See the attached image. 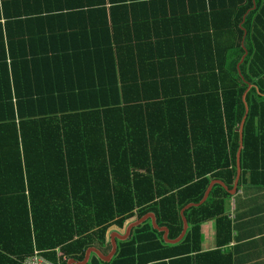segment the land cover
Listing matches in <instances>:
<instances>
[{
    "label": "trees",
    "instance_id": "trees-1",
    "mask_svg": "<svg viewBox=\"0 0 264 264\" xmlns=\"http://www.w3.org/2000/svg\"><path fill=\"white\" fill-rule=\"evenodd\" d=\"M220 1L216 17L226 27L215 28L219 59L187 70L195 74L189 78L160 75L158 65L170 62L139 61L135 49L121 60L123 48L114 52L110 44L85 63L90 78L71 57L27 60L39 54L9 67L3 51L0 264H24L35 248L53 262L57 249L81 261L91 247L110 249L111 227L149 213L177 239L182 210L199 204L216 180L228 190L217 184L205 203L185 211L189 228L180 243H165L149 219L119 242L110 263L96 256L92 263L183 264L200 252L210 220L219 243L230 241L226 208L246 105L239 186L264 187V0ZM143 66L152 74L128 75Z\"/></svg>",
    "mask_w": 264,
    "mask_h": 264
},
{
    "label": "crops",
    "instance_id": "crops-1",
    "mask_svg": "<svg viewBox=\"0 0 264 264\" xmlns=\"http://www.w3.org/2000/svg\"><path fill=\"white\" fill-rule=\"evenodd\" d=\"M222 2L0 0L4 35V50L0 52V60L4 61L3 51L9 67L12 61H24L28 56L35 57L39 54L42 57L39 55L40 58L27 60L68 61L66 59L71 57L80 68L79 72L77 66L75 73L79 72L81 76L90 78L85 63L98 61L99 49L110 44L114 52L117 46L123 48L119 55L121 60L130 59L129 51L135 49L139 61H155L157 65L159 62H170L169 65L157 67V73L160 72L164 77H193L195 74L188 73L187 70L200 67L204 61L209 63L211 55L216 61L219 59L220 47H217V42L221 37H215V28L226 27L224 18L216 17L217 14H222L217 10ZM24 44L28 51L24 49ZM113 55L115 57L116 53ZM247 55L246 51L239 67ZM223 56L221 52V59ZM104 57L109 59L108 53ZM97 70L94 69V72ZM148 70L145 66L143 71L140 68H129L128 75L131 77L139 73L152 74L151 70ZM226 210L231 222L230 241L226 244L219 243L215 221L205 222L201 229L200 252H194L183 264H264V187L238 184L237 192L228 201ZM133 219V222L128 221L123 229L115 227L117 229L114 230V227H111L108 230V251L98 247L91 248L97 249L105 257L112 255L113 236H125L128 227L141 218ZM116 241L117 249L110 261H104L92 253L86 264H93L94 256L103 263H110L118 252L119 242H124L120 239ZM34 250L39 251L37 248ZM39 252L43 255L42 251ZM85 257L78 261L64 256L57 249L54 262L79 264L84 262Z\"/></svg>",
    "mask_w": 264,
    "mask_h": 264
},
{
    "label": "water",
    "instance_id": "water-1",
    "mask_svg": "<svg viewBox=\"0 0 264 264\" xmlns=\"http://www.w3.org/2000/svg\"><path fill=\"white\" fill-rule=\"evenodd\" d=\"M251 87H252V86H249L247 92L251 89ZM247 92L244 94V100H245V102H246V95H247ZM248 112H249V110H248V106L246 105V115H245V117H244V119H243V121H242L241 128H240V141H241V144H240V150H239L238 155H237V158H238V159H237V167H238L237 169H238V171H237V177H236V180H235V183H234V187H233L232 190H229V192H230L231 195H235V194H236L237 189H238V184H239V181H240V178H241V172H242V169H241V150H242V147H243V128H244L245 120H246V118H247V116H248ZM217 184L222 185L225 189H227L226 185H225L223 182L218 181V180H217V181H213V182L210 184V186H209V188H208V190H207V192H206V194H205L203 200H202L199 204H190V205L186 206V207L182 210L181 214H182V219H183V231H182L181 235H180L177 239H175V240H171V239H169V237H168V236H169V230H168V228H165V227H159V226H158V223H157V219H156L155 214L151 213V214H148V215L144 216L143 218H141V219L135 221L134 223H132V224L128 227L125 236H119V235H115V236H113V238H112L113 254H115L116 249H117V241H116V239H120V240H122V241H126V240L129 238V236H130L132 230H133L135 227H138V226H140L141 224H143L144 222H146L148 219H150V220L152 221V225H153V227H154L155 229H157V230L160 231V232H164V239H165V241H166L168 244H175V243L180 242V241L185 237V235H186V233H187V231H188V228H189V224H188L187 218L184 216L185 211L188 210L189 208L193 207V206H198V205H201V204H203L204 202H206V200L208 199V197H209V195H210V193H211L213 187H214L215 185H217ZM227 190H228V189H227ZM92 253L98 255V256H99L101 259H103L104 261H110V260L112 259V256H113V254H112V255H110L109 257H105V256H104L100 251H98L97 249H95V248H91V249H89V250L87 251L84 262L79 263V264H86V263L88 262V260L90 259V256H91Z\"/></svg>",
    "mask_w": 264,
    "mask_h": 264
},
{
    "label": "built area",
    "instance_id": "built-area-1",
    "mask_svg": "<svg viewBox=\"0 0 264 264\" xmlns=\"http://www.w3.org/2000/svg\"><path fill=\"white\" fill-rule=\"evenodd\" d=\"M24 264H59L55 263L46 257H44L39 251L34 252V254L28 257Z\"/></svg>",
    "mask_w": 264,
    "mask_h": 264
},
{
    "label": "rangeland",
    "instance_id": "rangeland-1",
    "mask_svg": "<svg viewBox=\"0 0 264 264\" xmlns=\"http://www.w3.org/2000/svg\"><path fill=\"white\" fill-rule=\"evenodd\" d=\"M117 228L114 227V230H116Z\"/></svg>",
    "mask_w": 264,
    "mask_h": 264
}]
</instances>
